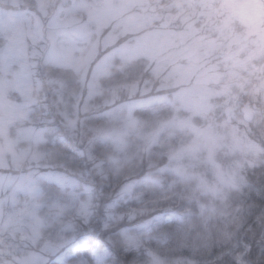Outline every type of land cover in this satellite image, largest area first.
<instances>
[{
	"label": "snow or ice",
	"instance_id": "snow-or-ice-1",
	"mask_svg": "<svg viewBox=\"0 0 264 264\" xmlns=\"http://www.w3.org/2000/svg\"><path fill=\"white\" fill-rule=\"evenodd\" d=\"M50 6L56 9L51 17ZM191 6L222 9L210 16L195 15L200 27L187 33L219 41L218 60L238 54L255 39L225 38V17H233L223 9L235 5L194 0ZM124 7L94 0H60L54 5L36 0L30 5L36 18L34 24L28 21L30 45L7 38L0 43V67L18 63L24 80L47 86L27 134L10 139L0 122V264H249L251 243L242 242L241 233L256 225L264 229V137L252 130L253 123L264 128V113L235 121L244 133L221 140L219 148L229 153L238 144L239 153L226 169H209L192 147L178 141L174 119L151 133L141 132L132 153L134 109L161 101L178 103L151 95L144 73L153 70V61L142 62L141 73H129L132 49L124 48L94 68L90 60L74 66V76H56L68 66V53L86 39L88 29L99 28L105 14ZM29 52L34 63L28 62ZM45 67L51 71L44 72ZM102 79L107 81L103 86L98 82ZM137 95L149 99L137 101ZM125 96L127 101L113 108ZM97 97L110 109L96 113L108 122L104 126H95L85 115ZM214 107L227 120H235L227 103ZM27 115L31 118V109ZM113 119L124 122L120 129L111 126ZM165 129L173 134L162 144ZM25 142L28 147H21ZM200 169L214 172L211 182L206 174H197ZM125 221L132 226L123 227ZM258 234L264 238V231ZM184 252L189 255L171 258Z\"/></svg>",
	"mask_w": 264,
	"mask_h": 264
},
{
	"label": "rangeland",
	"instance_id": "rangeland-1",
	"mask_svg": "<svg viewBox=\"0 0 264 264\" xmlns=\"http://www.w3.org/2000/svg\"><path fill=\"white\" fill-rule=\"evenodd\" d=\"M177 1L182 7L175 11ZM35 2L36 0H0V43L7 38L26 41L30 45L31 41L27 39L30 33L28 21L30 19L33 24L36 22L33 9L30 8ZM40 2L54 5L60 0H40ZM94 2H115L127 7L108 12L101 19L99 28L88 29L86 39L74 52L68 53V66L60 70L71 69L74 76V66L88 64L91 60L94 68L105 56L124 48L132 49V56L127 60L129 73L139 74L143 71L142 62L153 61V70L144 73V79L150 81L151 95L166 97L169 101H178V103L161 101L154 106L142 104L134 109L133 119L136 127L135 132L129 136L132 153L136 151L141 132L151 133L156 126L174 119L175 135L184 147H192L194 155H197L201 161L211 164L208 165L209 169L212 165H215L216 170L226 169L234 162V156L230 155L227 164L221 165L222 161L216 157L215 152L235 155L240 151L238 144L234 145V151L229 153L219 148L221 140L231 141L237 133H244V128L240 127L237 130L235 123L242 118L238 114L241 105L236 106V100L248 95L246 103L250 104L252 113H264V88L259 87L260 82H264V67H262L264 0H214L215 5H235L233 8L223 9L227 15L233 17L232 19L225 17L227 28V32L224 33L225 38L255 37L248 41L238 54L229 53L219 60L215 55L220 48L219 41L203 33L195 38L187 34L189 30L196 31L200 27L199 24L194 23L195 15L216 14L222 10L218 6L195 9L191 6L194 0H94ZM206 2L213 4V0ZM47 11L50 17L56 14L54 7H48ZM86 15L85 13V17ZM206 45L210 46L206 47ZM201 52H204L203 58ZM253 56L256 57L254 61L251 59ZM28 62H35L30 52ZM116 63L119 65L121 60L117 59ZM134 63L138 66L142 65L141 68L129 71ZM252 64L255 67H252ZM49 70L51 69L47 67L43 69L44 72ZM22 71V66L18 63L10 67H0V122L4 123L5 132L10 139H15L21 133L27 134L31 127L29 120L39 116V105L44 102L34 100L40 86L24 80ZM120 77L121 74L118 73L117 78ZM244 78L247 81H243ZM98 82L102 86L107 83L103 79ZM253 82L258 85L253 87ZM40 94L41 97L44 96L43 88ZM127 99L125 96L118 100L113 108L118 110L119 105L125 103ZM134 99L148 100L149 96L137 95ZM223 100L232 107L235 115V120L230 124L225 123L224 117L214 107L223 105ZM241 101L243 102L244 99ZM98 103L99 106L101 104L99 109H94L85 115L96 120L97 111L110 110L104 106L103 99L102 103ZM165 105L171 110L168 119L162 121L158 116L160 114L164 117L162 106ZM30 109L32 111L34 109L31 118L27 115ZM136 111L139 114H136ZM81 118L84 116L82 115ZM155 121L158 123L153 126ZM111 122L116 129H120L124 123L115 119ZM252 130L258 137H264V128L256 127L253 123ZM21 147L27 148L28 144L22 143ZM2 150L3 145H0V151ZM137 161L138 159L135 163ZM197 174H206L207 181L211 182L214 172L199 170ZM208 199L211 202L209 197Z\"/></svg>",
	"mask_w": 264,
	"mask_h": 264
},
{
	"label": "trees",
	"instance_id": "trees-1",
	"mask_svg": "<svg viewBox=\"0 0 264 264\" xmlns=\"http://www.w3.org/2000/svg\"><path fill=\"white\" fill-rule=\"evenodd\" d=\"M141 66H138L136 63H134L133 66L130 67L129 71L139 70L141 68ZM50 71L51 70H49L48 72H50ZM70 74H72V75H70ZM56 76H57V78H62V77H65V76H73V72H72L71 69H69V70H65V69H61L60 70V69H58L57 70V73H56ZM38 89H39V92L37 91V93L35 95L36 99H34V100H36V101L37 100H41L39 102H42V101L45 100V94H44L43 97H41L42 95L40 94V91L42 90V88L40 87ZM43 89H44V93H45L46 88H43ZM241 99L242 98H238V101L236 100V106L237 105L239 106ZM94 101H95L94 102L95 104H93V109L92 110L99 109L100 106H101V104L99 106V103L98 102H101L102 103V99L99 98V97H97V98H95ZM170 110L171 109L169 108V106H167V105L162 106V113L165 114V115L163 117V115H160L159 114L158 119H160L162 121L167 120L168 119V116L170 114ZM33 112H34V109L32 111V114H33ZM135 113L136 114H139L137 111ZM144 114H142V116H145ZM238 114L241 116L240 110H239ZM89 117L93 120L95 126H104L106 123H108L107 121H105L103 119H100L99 117L96 118V120L94 118H92L91 116H89ZM145 118H147V117H145ZM31 120H35V119H31ZM110 123H111V126H113V123L112 122H110ZM157 123L158 122L155 121V123H154L153 126H156L155 124H157ZM172 134L173 133H171V131H169L168 129L162 130L161 135H162L163 139H161L160 142L162 144L163 143H167L168 142V137L170 135H172ZM178 141H179V139H178ZM215 154H216V157L218 159H220V161H222L221 165L227 164L230 155H231V157L234 156L233 153L228 155V154H219L218 152H215ZM140 163H141V161L138 159V161L135 163V165L136 166H139ZM146 163H147V157H145V165H146ZM153 165H154V167L151 169V171L155 172L157 170V164H156V160L155 159H153ZM208 165H211V164H208ZM219 165H220V163H219ZM158 166L159 167H163V164H160ZM145 170L148 171L149 169L145 168ZM200 170H204V172H206L205 169H200ZM204 199H206V200H208V202H210V200L208 199L207 196H205ZM212 202L213 201H211L210 203H212ZM215 203H216L217 206H219V204H220L219 201H216ZM122 226L123 227H130V226H132V222L125 221ZM259 231H264V229H260V226L259 225H256V228L253 231H248V229L245 228V230L241 233V240H242V242H250L251 243V258L249 260V264H264V238H262L258 234ZM245 237H247V240L246 241H245ZM188 255L189 254L187 252H184V253H176L171 258L172 259H176V258H181V256H188ZM197 258H200V259H210V257L209 258H204V257H200L199 255H197Z\"/></svg>",
	"mask_w": 264,
	"mask_h": 264
},
{
	"label": "water",
	"instance_id": "water-1",
	"mask_svg": "<svg viewBox=\"0 0 264 264\" xmlns=\"http://www.w3.org/2000/svg\"><path fill=\"white\" fill-rule=\"evenodd\" d=\"M177 5H181V3L179 2V1H177L176 3H175V9H178L179 7H177ZM259 87L260 88H264V82H261L260 84H259ZM225 103H227V101H224V104ZM253 107H254V105H253ZM252 108L249 106V105H245L244 107H242L241 108V112H242V115H243V117L246 115V114H250V113H252V110H251ZM227 120V119H226ZM227 121H229V120H227Z\"/></svg>",
	"mask_w": 264,
	"mask_h": 264
},
{
	"label": "flooded vegetation",
	"instance_id": "flooded-vegetation-1",
	"mask_svg": "<svg viewBox=\"0 0 264 264\" xmlns=\"http://www.w3.org/2000/svg\"><path fill=\"white\" fill-rule=\"evenodd\" d=\"M176 11V10H175ZM174 25L176 26V20L174 21ZM252 67H255L254 64H252ZM244 81H247V79H244ZM255 84V82H253V85ZM246 102V99H244V101H241V104H244Z\"/></svg>",
	"mask_w": 264,
	"mask_h": 264
}]
</instances>
